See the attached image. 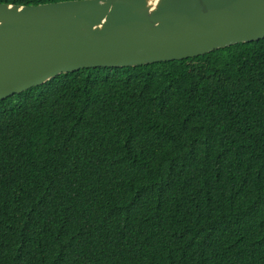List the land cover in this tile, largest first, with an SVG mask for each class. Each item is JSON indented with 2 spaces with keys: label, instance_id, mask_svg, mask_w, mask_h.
Instances as JSON below:
<instances>
[{
  "label": "trees",
  "instance_id": "16d2710c",
  "mask_svg": "<svg viewBox=\"0 0 264 264\" xmlns=\"http://www.w3.org/2000/svg\"><path fill=\"white\" fill-rule=\"evenodd\" d=\"M0 264H264V39L0 101Z\"/></svg>",
  "mask_w": 264,
  "mask_h": 264
},
{
  "label": "water",
  "instance_id": "95a60500",
  "mask_svg": "<svg viewBox=\"0 0 264 264\" xmlns=\"http://www.w3.org/2000/svg\"><path fill=\"white\" fill-rule=\"evenodd\" d=\"M264 39V0L0 3V101L84 69L204 56Z\"/></svg>",
  "mask_w": 264,
  "mask_h": 264
}]
</instances>
